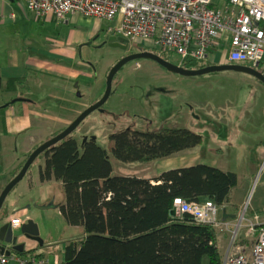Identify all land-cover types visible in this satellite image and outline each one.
<instances>
[{
  "label": "rangeland",
  "instance_id": "rangeland-1",
  "mask_svg": "<svg viewBox=\"0 0 264 264\" xmlns=\"http://www.w3.org/2000/svg\"><path fill=\"white\" fill-rule=\"evenodd\" d=\"M118 25L119 18L102 19L101 29L79 49V57L90 64V67L84 68L92 74L79 79L82 86L80 90L86 95L89 106L103 97L107 86V72L125 57L150 51L180 65V58L176 53L154 48L147 45L146 41L128 40L124 44L127 49L111 45L110 38L119 37L113 33V29ZM90 26L87 23H77L66 28L77 29L81 34L87 33ZM114 42H117V39ZM211 60L214 59L211 58L209 62H212ZM259 69L264 72V65ZM13 85L12 82L5 81L0 91V192L7 181V172H12L11 176L14 175L18 171L17 167L28 157L22 142L24 134H40L44 132L42 129H45L39 126L42 120H32V123H37L32 130L22 133L11 131L10 124L14 116L22 110V105H4L7 100L13 99ZM22 86L20 91L25 95L44 100L31 88L34 86L33 82ZM32 92L35 96L30 94ZM77 114L76 111L71 112L69 120H54L49 124L45 122V126L50 125L49 129L58 134ZM51 124H54V127ZM170 128H187L203 136L202 143L178 153L177 157L186 156L187 162L189 160L193 163L207 160L221 169L238 173L239 183L232 191L228 209H236L235 205L242 203L246 198L247 188L254 179L241 207L243 214L237 217V222L232 226V222L226 219L221 221L223 207L218 206L220 225L214 226L220 232L229 230L230 235L232 233V243L240 223L242 227L234 240L236 245L241 242V237L251 238L252 233L247 231L248 226L252 224V220H258V216L252 214L253 210L264 214V205H259L264 195V146L260 145L257 139H264V85L239 71L223 70L187 76L170 71L151 58L132 60L114 77L108 101L101 109L93 111L73 135L79 141L94 136L101 146L106 147L109 135L126 129L163 131ZM110 156L115 175L154 177L167 163L161 161L164 159L124 163L118 161L112 153ZM45 159V153L39 155L27 175L9 193L0 213L1 218L5 214L3 211L9 210L6 214V218H9L18 207H28L29 218L40 222L43 238H46L49 231L54 232L57 225L67 224L59 209L65 202L64 189L59 181L30 183L31 177L37 180L40 165L45 164ZM44 201L47 208L41 206ZM38 202L41 203L40 206L37 205ZM73 230L72 232L78 235L85 231ZM219 237H222L220 233ZM60 238L61 235L57 236V239ZM226 243L227 241H221L219 244L222 253H225Z\"/></svg>",
  "mask_w": 264,
  "mask_h": 264
},
{
  "label": "trees",
  "instance_id": "trees-1",
  "mask_svg": "<svg viewBox=\"0 0 264 264\" xmlns=\"http://www.w3.org/2000/svg\"><path fill=\"white\" fill-rule=\"evenodd\" d=\"M2 83L0 77V90ZM202 142V135L187 128L126 129L109 135L106 147L93 138L81 145L69 136L48 149L41 180L62 181L66 222L85 230L67 243L60 264H222L218 230L191 212L178 215L174 203L182 198L225 206L239 183L236 172L199 163L155 179L115 175L110 156L124 163L165 159Z\"/></svg>",
  "mask_w": 264,
  "mask_h": 264
},
{
  "label": "crops",
  "instance_id": "crops-1",
  "mask_svg": "<svg viewBox=\"0 0 264 264\" xmlns=\"http://www.w3.org/2000/svg\"><path fill=\"white\" fill-rule=\"evenodd\" d=\"M77 23H87L91 26L90 29L87 30V33L85 32L81 34L77 29L71 27L69 29L66 28L67 26L75 25ZM100 29L101 19L99 18H87L80 14H76L72 16L71 21L64 22L58 20L52 12L43 17L37 16L24 0H0V77L3 82L2 88L5 81H10L14 84L13 91L15 90L13 99L11 101L7 100L4 105L6 107L22 105V110L19 114L14 116L13 122L10 124L11 131L22 133L26 130H32L34 124H37L32 123V120H42L41 123H39V126L40 128L45 127V129H42L44 132L40 134H24L25 138L22 142L24 151L28 157L42 143L55 135L52 132L53 129H49V123H52L54 120L67 121L69 120L71 112L73 113L76 111L78 116L89 107V103L86 101V95L80 90L82 86L79 79L82 76H91L92 74L91 71L88 72V70L86 71L84 68L85 66L90 67V64L79 57V49ZM211 58L214 59L211 61L219 64L227 63L228 53L221 55L215 54L211 56ZM96 75L98 76V74ZM29 82L34 83V86L31 88H34V90L37 91L36 94L39 95V98L44 99L43 101L31 96L29 97L20 91L23 89L22 84L26 85V83ZM30 94L35 96L34 92ZM17 102L20 104H17ZM81 106L85 107L81 108ZM45 122L48 123L46 126ZM52 126L54 127V124ZM65 127L63 126V129ZM257 139L258 143L264 146V139ZM176 155L161 160L163 163H167L163 165L165 167L157 176L170 169L193 166L199 163L217 166L213 162L207 160H202L199 163H193L189 160L187 162L186 156L177 157ZM27 158H25V160L19 165L20 167H17L16 170L18 171L14 175L11 176L12 172H7V181L5 180L6 182L3 185L1 192L8 182L20 171ZM44 166L45 164L40 165L37 180H35L34 177H31L29 179L30 183L32 182L35 184L37 181L38 183L44 184L59 181L58 183L63 186L62 181L56 178L44 181L41 180L40 171ZM157 176L147 178L155 179ZM253 180L254 179L251 180L247 188L246 198ZM152 182L155 183V181ZM27 187H29V183H27ZM246 198L241 204L235 205L236 209H228V202L225 206H221L223 209L222 214L220 215L221 219H219L221 221L226 219L228 222H232L233 226L235 222H237V217L243 214L241 207ZM31 200L35 201L36 199L31 198ZM38 203L39 204L37 205L40 206L41 203ZM45 204H47L46 201H44V205L41 206L47 208ZM63 204H65V202ZM259 205L261 207L264 205V195L262 196ZM61 207L59 209L62 213ZM8 211L9 210L3 211L5 216ZM252 214L256 215V217L258 216V220L255 221L251 218H249V220L260 223L264 222V214H259L255 210H253ZM16 215L20 216L23 221H27V219H29L28 207H20L14 210L12 215L7 218L8 221L11 222V218ZM73 229L81 231V229L84 230V227L68 225V223L60 226L57 225L54 232L49 231L46 238H43L44 243L42 245L37 241H28L29 247H27L29 249L24 252L14 251L12 255L16 254L29 259L36 258L37 260L45 259L48 264H60L66 259L65 249L67 243L72 239L85 236V231L83 233L81 231L80 235H78L72 232L74 231ZM229 232V230L222 232L218 231L217 237L219 249L221 241L224 243L227 241L225 253H222L220 250L222 257L225 256L231 244L232 233L230 235ZM219 233L222 237H219ZM59 235H61V238L57 239V236ZM239 241H241L239 245H241L246 252H250L252 239L244 236V238L241 237ZM10 264L19 263L13 262Z\"/></svg>",
  "mask_w": 264,
  "mask_h": 264
},
{
  "label": "built area",
  "instance_id": "built-area-1",
  "mask_svg": "<svg viewBox=\"0 0 264 264\" xmlns=\"http://www.w3.org/2000/svg\"><path fill=\"white\" fill-rule=\"evenodd\" d=\"M39 17L53 13L69 22L80 14L87 18H119L115 35L174 52L180 65L187 61L206 62L215 54L228 53V62L257 67L264 65V0H24ZM175 211L193 213L201 222L219 226L218 206L208 200L187 203L175 199ZM24 221L16 215L13 227ZM234 239L222 264H264V222H252L251 250ZM48 264L45 259L0 254V264Z\"/></svg>",
  "mask_w": 264,
  "mask_h": 264
},
{
  "label": "water",
  "instance_id": "water-1",
  "mask_svg": "<svg viewBox=\"0 0 264 264\" xmlns=\"http://www.w3.org/2000/svg\"><path fill=\"white\" fill-rule=\"evenodd\" d=\"M116 39L117 42H114L116 41ZM110 41H111V45L115 47H122L124 49L128 48L127 45H124L125 43L128 42V39L122 36L112 37L110 38ZM142 58L154 59L159 64L166 67L170 71L187 76H198L216 71L234 70V71H242V72H248L254 74L264 82V74L256 70L254 67H250L246 64L223 63V64L207 65L199 69H190L169 62L160 55L152 53L150 51H143L125 57L119 60L110 69L107 75V86L103 97L98 102L89 106L82 113H80L62 132H60L58 135L54 136L53 138L41 144L29 155V157L27 158L26 162L24 163L20 171L16 174L15 177L12 178V180L8 182V184L2 190L0 194V213L2 211V208L5 204V201L9 193L27 175L31 165L35 162L38 156L43 152L47 151L49 148L55 146L57 143H59L69 135H71L93 111L97 109H101L102 106L110 98L113 89V80L116 74L121 69H123L128 62ZM93 139H95V137H93ZM87 140L88 137H85L83 143L86 142ZM25 207L26 206H24V208ZM28 212H30V210H28ZM28 241H37L41 245L44 243L40 222H37L33 218H29L27 219V221H24L20 227L14 228L11 222L8 221L6 216L3 215V217L0 218V254L11 255L14 251L24 252L25 250L29 249Z\"/></svg>",
  "mask_w": 264,
  "mask_h": 264
},
{
  "label": "flooded vegetation",
  "instance_id": "flooded-vegetation-1",
  "mask_svg": "<svg viewBox=\"0 0 264 264\" xmlns=\"http://www.w3.org/2000/svg\"><path fill=\"white\" fill-rule=\"evenodd\" d=\"M166 59V58H165ZM209 61H207V63H208ZM203 63V62H202ZM210 64L209 65H212V64H215V63H217V62H209ZM138 64V63H137ZM217 64H219V63H217ZM229 64H242V63H237V62H234V63H232V62H229ZM139 65V64H138ZM250 67H253V66H251V65H249ZM125 67V66H124ZM203 67H205V66H202V67H200V68H203ZM259 67L260 66H257V67H254L256 70H258L259 72H261V73H263L264 74V72H262L260 69H259ZM197 69H199V68H197ZM231 71H234V70H231ZM239 72H241V73H243V74H247L253 81L255 80V82H259V83H261L262 85H264V82L260 79V78H258L257 76H255L254 74H251V73H248V72H242V71H239ZM108 73H109V71H108ZM107 73V74H108ZM239 118V117H238ZM72 137H74L75 138V136L73 135V133H72V135H71ZM94 136H92V137H88V140L89 139H91V138H93ZM82 138H84V137H82ZM96 139V138H95ZM87 140V141H88ZM84 141V140H83ZM83 141L80 139V144L82 145L83 144ZM53 147H55V146H53ZM53 147H51V148H53ZM50 148V149H51ZM45 154H46V151L44 152ZM27 160V159H26Z\"/></svg>",
  "mask_w": 264,
  "mask_h": 264
},
{
  "label": "bare ground",
  "instance_id": "bare-ground-1",
  "mask_svg": "<svg viewBox=\"0 0 264 264\" xmlns=\"http://www.w3.org/2000/svg\"><path fill=\"white\" fill-rule=\"evenodd\" d=\"M64 129H65V128H64ZM64 129H63V130H64ZM63 130H61L60 132H62ZM60 132H59V133H60ZM59 133H58V134H59ZM73 133H74V132H73ZM58 134L53 135L52 138H53L54 136L58 135ZM71 135H72V134H71ZM71 135H69V136H71ZM69 136H68V137H69ZM66 138H67V137H66ZM66 138H65V139H66ZM50 139H51V138H50ZM48 140H49V139H48ZM63 140H64V139H63ZM63 140H62V141H63ZM46 141H47V140H46ZM46 141H45V142H46ZM77 141L80 143V141H79L78 139H77ZM60 142H61V141H60ZM60 142H59V143H60ZM59 143H57L55 146H57ZM42 144H43V143H42ZM49 149H50V148H49Z\"/></svg>",
  "mask_w": 264,
  "mask_h": 264
},
{
  "label": "clouds",
  "instance_id": "clouds-1",
  "mask_svg": "<svg viewBox=\"0 0 264 264\" xmlns=\"http://www.w3.org/2000/svg\"><path fill=\"white\" fill-rule=\"evenodd\" d=\"M229 64V63H228Z\"/></svg>",
  "mask_w": 264,
  "mask_h": 264
}]
</instances>
